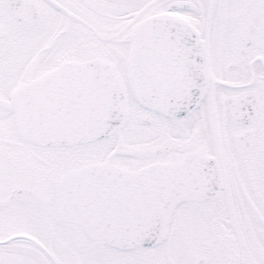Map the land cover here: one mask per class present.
<instances>
[{
  "label": "snow or ice",
  "instance_id": "6c2138e0",
  "mask_svg": "<svg viewBox=\"0 0 264 264\" xmlns=\"http://www.w3.org/2000/svg\"><path fill=\"white\" fill-rule=\"evenodd\" d=\"M0 264H264V0H0Z\"/></svg>",
  "mask_w": 264,
  "mask_h": 264
}]
</instances>
